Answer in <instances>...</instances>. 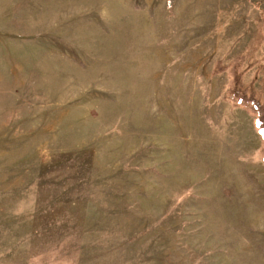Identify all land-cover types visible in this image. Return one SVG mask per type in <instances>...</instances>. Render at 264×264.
Returning <instances> with one entry per match:
<instances>
[{"label": "rangeland", "instance_id": "obj_1", "mask_svg": "<svg viewBox=\"0 0 264 264\" xmlns=\"http://www.w3.org/2000/svg\"><path fill=\"white\" fill-rule=\"evenodd\" d=\"M260 113L264 0H0V264H264Z\"/></svg>", "mask_w": 264, "mask_h": 264}, {"label": "trees", "instance_id": "obj_2", "mask_svg": "<svg viewBox=\"0 0 264 264\" xmlns=\"http://www.w3.org/2000/svg\"><path fill=\"white\" fill-rule=\"evenodd\" d=\"M236 85L234 86V88H235L234 90H237ZM236 95H239L240 98L243 96V95H240V93H238V92L236 93ZM245 99L249 100V98H245ZM250 100L254 101V103H255L254 109H255V111L257 110L259 113V105H260L259 100H255L252 98H250ZM256 122H257V124H260L259 125V127H260L259 131H260L261 136L263 137V143H264V114L260 113L258 116V119H256Z\"/></svg>", "mask_w": 264, "mask_h": 264}]
</instances>
